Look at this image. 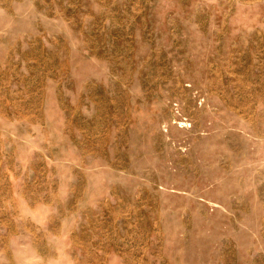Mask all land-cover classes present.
<instances>
[{
	"label": "rangeland",
	"instance_id": "rangeland-1",
	"mask_svg": "<svg viewBox=\"0 0 264 264\" xmlns=\"http://www.w3.org/2000/svg\"><path fill=\"white\" fill-rule=\"evenodd\" d=\"M0 264H264V0H0Z\"/></svg>",
	"mask_w": 264,
	"mask_h": 264
}]
</instances>
